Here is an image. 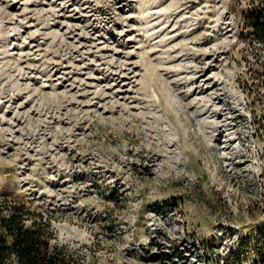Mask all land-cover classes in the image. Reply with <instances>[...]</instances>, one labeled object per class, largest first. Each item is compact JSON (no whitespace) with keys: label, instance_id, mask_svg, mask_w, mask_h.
Returning <instances> with one entry per match:
<instances>
[{"label":"rangeland","instance_id":"rangeland-1","mask_svg":"<svg viewBox=\"0 0 264 264\" xmlns=\"http://www.w3.org/2000/svg\"><path fill=\"white\" fill-rule=\"evenodd\" d=\"M247 4L0 0V199L86 262L264 264Z\"/></svg>","mask_w":264,"mask_h":264},{"label":"trees","instance_id":"trees-1","mask_svg":"<svg viewBox=\"0 0 264 264\" xmlns=\"http://www.w3.org/2000/svg\"><path fill=\"white\" fill-rule=\"evenodd\" d=\"M247 5L241 33L249 44L256 43L264 48V0H248ZM256 76L259 79L264 76V64ZM51 218L47 210L38 209L20 198L2 197L0 264H96L93 259L86 262L77 248L54 242L56 233Z\"/></svg>","mask_w":264,"mask_h":264}]
</instances>
